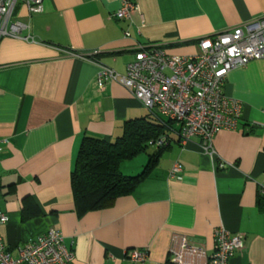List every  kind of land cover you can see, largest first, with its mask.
Wrapping results in <instances>:
<instances>
[{"label":"crops","instance_id":"0c3cea01","mask_svg":"<svg viewBox=\"0 0 264 264\" xmlns=\"http://www.w3.org/2000/svg\"><path fill=\"white\" fill-rule=\"evenodd\" d=\"M42 6L30 16L22 3L16 9L33 41L0 39V209L8 215L0 236L10 254L55 228L73 253L67 264H175L169 249L181 236L211 254L222 226L243 238L230 264H264V59L228 72L223 91L241 102V118L214 135L212 154L199 137L182 145L166 129V146L159 136L120 163L137 174L164 148L112 205L80 213L71 186L84 137L113 141L126 121L147 115L118 82L98 87L97 63L124 73L140 47L152 46L194 55L199 38L264 15V0H138L127 20L114 17L120 0ZM134 248L147 250L143 262L129 260Z\"/></svg>","mask_w":264,"mask_h":264},{"label":"built area","instance_id":"2783aa9c","mask_svg":"<svg viewBox=\"0 0 264 264\" xmlns=\"http://www.w3.org/2000/svg\"><path fill=\"white\" fill-rule=\"evenodd\" d=\"M42 2L0 0V39L33 41L24 33L28 24L17 17L16 9L22 3L30 16L43 10ZM138 9V0H120L114 17L127 20ZM125 35H129L127 30ZM197 45V53L188 56L169 54L160 46L140 47L124 73L97 63L96 82L99 88L107 81L118 82L141 101L152 119L173 132L180 144L199 137L202 150L212 154L214 135L222 129L235 130L241 118V102L223 91L228 72L251 60L264 59V15L199 38ZM169 139L168 135L160 136L158 143L166 146ZM178 170L174 164L172 173ZM7 221V213L0 209V225ZM213 240V251L207 254L202 245L191 243L183 235L178 245L170 246L171 258L175 264H230L235 251L243 247L242 236L222 226L214 229ZM127 256L132 263L143 262L147 250L134 248ZM72 257L55 228L26 242L17 257L10 254L0 236V264H67Z\"/></svg>","mask_w":264,"mask_h":264},{"label":"trees","instance_id":"16d2710c","mask_svg":"<svg viewBox=\"0 0 264 264\" xmlns=\"http://www.w3.org/2000/svg\"><path fill=\"white\" fill-rule=\"evenodd\" d=\"M167 123L172 122L167 120ZM165 131L163 125L147 114L145 118L126 121L122 135L113 141L84 137L71 175L79 212L108 207L118 197L130 194L164 148L158 147L150 154L147 164L137 174L122 173L120 163L146 151L149 142ZM258 203L264 207V195L258 196Z\"/></svg>","mask_w":264,"mask_h":264},{"label":"rangeland","instance_id":"374dc122","mask_svg":"<svg viewBox=\"0 0 264 264\" xmlns=\"http://www.w3.org/2000/svg\"><path fill=\"white\" fill-rule=\"evenodd\" d=\"M137 173V172H136Z\"/></svg>","mask_w":264,"mask_h":264}]
</instances>
